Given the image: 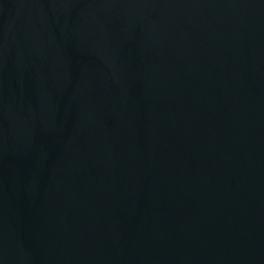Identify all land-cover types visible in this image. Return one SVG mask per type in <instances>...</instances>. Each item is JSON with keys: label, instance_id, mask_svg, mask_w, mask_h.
<instances>
[{"label": "water", "instance_id": "water-1", "mask_svg": "<svg viewBox=\"0 0 264 264\" xmlns=\"http://www.w3.org/2000/svg\"><path fill=\"white\" fill-rule=\"evenodd\" d=\"M0 264H264V0H0Z\"/></svg>", "mask_w": 264, "mask_h": 264}]
</instances>
